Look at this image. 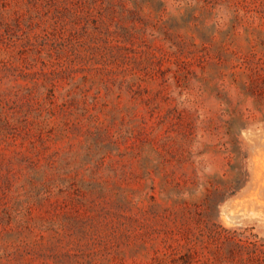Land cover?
<instances>
[{
    "label": "rangeland",
    "instance_id": "obj_1",
    "mask_svg": "<svg viewBox=\"0 0 264 264\" xmlns=\"http://www.w3.org/2000/svg\"><path fill=\"white\" fill-rule=\"evenodd\" d=\"M0 264H264V0H0Z\"/></svg>",
    "mask_w": 264,
    "mask_h": 264
}]
</instances>
